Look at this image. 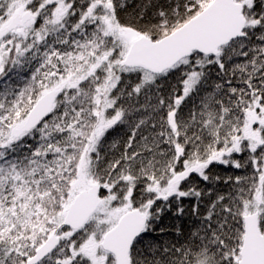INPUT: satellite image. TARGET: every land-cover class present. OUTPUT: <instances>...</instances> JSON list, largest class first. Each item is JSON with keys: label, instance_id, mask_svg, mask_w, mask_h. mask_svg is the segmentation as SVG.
I'll return each instance as SVG.
<instances>
[{"label": "snow or ice", "instance_id": "6c2138e0", "mask_svg": "<svg viewBox=\"0 0 264 264\" xmlns=\"http://www.w3.org/2000/svg\"><path fill=\"white\" fill-rule=\"evenodd\" d=\"M0 264H264V0H0Z\"/></svg>", "mask_w": 264, "mask_h": 264}, {"label": "trees", "instance_id": "16d2710c", "mask_svg": "<svg viewBox=\"0 0 264 264\" xmlns=\"http://www.w3.org/2000/svg\"><path fill=\"white\" fill-rule=\"evenodd\" d=\"M167 222V221H166Z\"/></svg>", "mask_w": 264, "mask_h": 264}]
</instances>
